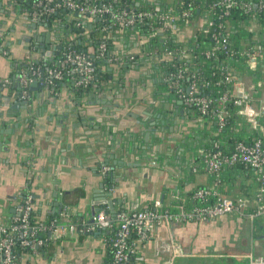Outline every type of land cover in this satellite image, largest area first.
Masks as SVG:
<instances>
[{"label": "crops", "instance_id": "crops-1", "mask_svg": "<svg viewBox=\"0 0 264 264\" xmlns=\"http://www.w3.org/2000/svg\"><path fill=\"white\" fill-rule=\"evenodd\" d=\"M3 28L0 19L7 54L14 52L0 55L4 80L13 79L21 50L17 43L12 45V35L7 37L11 28ZM145 75V67L131 75L121 70L114 75L121 82L80 99H72L66 87L54 94L46 90L42 100L37 96L25 108L9 98L6 88L0 89V224L10 222L28 198L43 233L42 243L15 264H110L117 223L55 237L52 225L65 222L58 202L61 211L68 206L70 218L84 221L106 207L116 214L148 208L155 200L175 211L189 193L212 183L203 162L190 167L197 152L186 144L192 125H183L180 115H170L172 105L162 104L167 95H154V80ZM104 164L113 174L109 183L100 170ZM151 236L136 245L125 264H164L169 253L160 245L169 238L184 252L173 264H248L249 252L264 256L262 218L251 221L234 214L213 221L180 220L157 228Z\"/></svg>", "mask_w": 264, "mask_h": 264}, {"label": "trees", "instance_id": "trees-1", "mask_svg": "<svg viewBox=\"0 0 264 264\" xmlns=\"http://www.w3.org/2000/svg\"><path fill=\"white\" fill-rule=\"evenodd\" d=\"M37 1L7 0V6L16 14H20L22 18L25 17V21H30L32 12L37 11L35 6ZM215 1L218 0H103L115 10L126 9L134 12L148 10L175 16L174 22L168 27H164L165 23L163 22L156 24L155 18L153 20L144 18L130 26H125L122 22L111 24L104 33H98L102 28V22L89 19L67 8L59 7L53 13L42 15L41 22L53 27H50V31L55 37L54 40L60 41V50L50 56L52 57L51 60L47 56H43L44 58L39 56V59H36L32 54L29 57L24 56L25 58L20 55L22 60L20 62L23 63L16 61L17 69L15 72H19L21 68L35 66L40 68L42 77H47L50 69L59 66L58 61L63 59V53L70 50L84 52L89 55L93 62V81L77 85L79 76L75 71H72L74 65L68 62L62 68L63 76L61 79H53L51 83L42 85L44 91H50L52 94L59 92L62 87H66L72 99H80L103 89L109 84L122 81L114 79V67L109 70L105 58L109 56L119 57L118 61L113 62L124 71L125 60H128L127 55L133 56L131 61H127L131 65V69L136 66L138 67L134 69L135 71L146 68L147 75L144 77L154 80L153 86H151L156 90L154 95L159 91H163L167 95V99H164L162 104L165 105L164 107L168 103L172 105V108L168 110L170 115L176 116L178 114L182 117L181 119H184L183 125L186 123L192 125L193 132L190 133L191 137L186 144L188 145L187 148L196 149L197 152L189 161L190 167L199 161L205 164L204 155L216 149L215 143L218 144L217 149L221 150L224 155H229L239 142L251 144L256 139H260L264 147V114H259L255 123L246 121L240 112L241 104L233 103V100L238 98L234 93V86L231 81L226 80L231 75L242 79L254 106L260 108L264 104V9L257 6L260 3L264 5V0H239L251 2V10L244 12L235 8L231 9L227 15L222 16L219 11L210 8ZM183 11H187L188 15L182 16ZM5 13L3 18L8 19ZM206 18L222 22L223 27L219 29L215 25L206 32ZM36 24L39 25V23ZM1 25L3 26V23ZM212 34L218 35L212 37ZM5 43L6 40L3 35L0 36V47L2 48L0 55L3 57L12 54L10 51L7 54L8 50ZM132 43H137L136 48L132 46ZM223 43L227 52L222 48ZM100 44L105 46V58L99 57L97 47ZM17 45L19 44L17 43ZM30 45L33 43H28L27 48L20 46V52L22 53L24 49L30 52ZM89 46L93 47L94 52L90 51ZM180 51L189 54V59L179 60L176 54ZM250 56H254V62ZM126 69H130V67H126ZM177 74H181V77L177 78ZM121 76L123 75L121 74ZM8 79H10L9 83L0 82V86L5 85L9 91V98L20 100V93L25 89L28 102L31 103L35 100L36 92L30 90V85L23 89L16 79L12 80L11 77ZM132 81L134 80L132 79ZM145 81L143 82L145 83ZM173 81L178 82V86L182 88L181 91L171 86ZM192 81L196 84L194 94L211 100L205 113H201L194 103L186 102L189 96L186 89ZM223 93L232 94L233 97L230 102L224 104L226 110L224 124L219 128L215 120V110L220 107L218 100ZM173 100L175 103L172 102ZM162 113L164 115L166 111L163 110ZM180 129L184 130L181 125ZM207 171L212 180L208 186L215 185L219 193L224 196L247 195L251 199L254 191L252 193L250 190H255L259 185L258 173L254 168L241 161L225 165L217 173L209 169ZM112 176V171L109 169L104 174L105 181L109 183L113 178ZM194 191L188 194L187 199L185 198L180 202L187 209L193 205L201 204V201L192 198ZM152 208L151 205L139 210L151 211ZM35 217L36 211L31 206L28 211L30 225H39L35 222ZM71 219L81 221L75 217ZM77 231L85 232L79 229ZM114 232L115 229L112 236ZM40 234L41 231H38L32 237L28 235L27 238L42 241L43 233L41 236ZM7 235L12 237L14 241L13 258L10 264H15L22 254L35 247V245L33 247L22 245V237L17 232L8 231ZM150 237H152L151 234ZM147 240L139 241L138 234L131 227L128 237L130 247L136 250V245ZM110 247L112 249L111 243ZM111 253L110 264H118L114 262L113 251ZM132 255L133 253L130 254L126 262L121 264L127 263Z\"/></svg>", "mask_w": 264, "mask_h": 264}, {"label": "built area", "instance_id": "built-area-1", "mask_svg": "<svg viewBox=\"0 0 264 264\" xmlns=\"http://www.w3.org/2000/svg\"><path fill=\"white\" fill-rule=\"evenodd\" d=\"M37 11L32 12L30 21L33 23H40L42 21V15L55 12L59 7L67 8L70 11H75L88 17L89 19L99 18L98 21L102 22V28L98 33H104L111 24L122 22L125 26L134 25L136 21H142L144 18L153 20L156 24L165 23L164 27H168L175 20V16L170 14H164L162 12H153L148 10L134 12L126 9L115 10L110 4L103 2V0H38L35 3ZM260 9H264L263 4H257ZM252 3L248 1L239 0H218L211 4V9L217 10L222 15H227L231 9H241L244 12L251 10ZM182 16H187L188 12L183 11ZM207 29L217 25L219 29L223 27L222 22L205 19ZM155 28V27H153ZM218 34H212V37H216ZM137 45V43H136ZM90 51L94 52L93 47L89 46ZM222 48L227 52L223 43ZM2 48L0 47V51ZM99 50V57L105 58V46L100 44L97 47ZM174 54V53H173ZM30 56V54H28ZM54 55V54H51ZM51 55H47L50 57ZM179 60L189 59V54L180 51L177 54ZM255 55V53H252ZM109 56V55H107ZM52 59V57H51ZM105 62L108 66L115 65L113 61H118L119 57H107ZM127 61H131L133 56L127 55ZM250 59L254 62V56H250ZM59 66L48 71L47 77H42L40 68L30 66L29 68H21L19 72L15 73V79L24 88L31 85L33 81L43 78L39 82L40 85L51 83L53 79H61L63 76L62 68L65 63L71 62L74 66L72 71H75L79 80L76 82L79 84H86L89 81H93V62L89 55L84 52L76 50H70L63 53V59L59 60ZM254 65V64H253ZM181 77V74H177V78ZM12 79V80H15ZM226 80L231 81L234 86V93L237 95V99L233 100L235 104H241V114L249 123H255L256 117L259 114H264V104L260 108H256L252 103V99L247 92L245 82L237 78L234 75L228 76ZM0 82L9 83L10 79H1ZM171 86L181 91V87L178 86L177 81H173ZM188 98L187 103H194L201 113H205L208 109V105L211 100L195 95L196 84L192 81L187 86ZM20 96L22 99H27L25 89L21 91ZM232 94L223 93L220 97V107L215 110L216 123L221 128L224 124V117L226 110L224 104L231 101ZM264 101V99H263ZM214 151L206 153L204 155V162L206 167L215 173H217L225 165L233 164L237 161H241L254 168L258 173L257 180L259 185L255 188L254 194L250 199L247 195H238L235 197L224 196L219 193L216 186H204L197 188L192 194V198L201 201L199 205H193L189 209L185 205L179 204L175 211L163 208L162 203L159 200H155L152 204L153 208L149 210H135L124 209L116 214L109 212L108 208L99 210L90 221L81 220L80 222L70 218L69 209L64 207L61 211V215L65 219V222L55 223L52 225L54 236H60L64 232H73L83 230L85 232H94L99 229L110 228L112 223L116 222L114 235L112 236L110 243L113 251V259L116 263L126 262L129 259L130 254L134 253V249L128 245V237L130 236L131 227L139 236V241H143L149 238V235L159 227L168 226L171 222H177L180 220L186 221H213L224 215H237L246 217L249 220L262 218L264 219V147L260 139H256L251 144L237 143L235 149L229 154L224 155L221 150L217 149L218 144L215 143ZM102 174H105L109 170L107 165H102L100 168ZM31 208L30 199H25L23 203L17 208V213L13 219L6 223L0 224V264H10L13 258V244L12 237L7 235L8 231L17 232L21 238L22 245H28L33 247L34 245L41 244V240H29L27 236H33L36 232L42 230L40 225H30L28 220V211ZM13 222V223H12ZM15 222V224H14ZM160 249L169 253V257L165 260L164 264H173V259L177 256L184 254L181 246L169 238L163 241L160 245ZM248 264H264V256L256 255L254 252H249L247 255Z\"/></svg>", "mask_w": 264, "mask_h": 264}, {"label": "flooded vegetation", "instance_id": "flooded-vegetation-1", "mask_svg": "<svg viewBox=\"0 0 264 264\" xmlns=\"http://www.w3.org/2000/svg\"><path fill=\"white\" fill-rule=\"evenodd\" d=\"M0 3H1L0 4V12H1L0 19L3 22H5V28H3L4 29L3 31L7 32L8 27L11 28V32L7 33V37L9 36V39H10L11 38L10 35H12V37H13L11 39V40H13L12 45L16 46V43H18L19 45H17V46H21V47L23 46V47L27 48L28 43H30V42L33 43V45H30V48H29L30 52H27L28 50L24 49V51L22 53L19 52V55H21L23 57L24 56L27 57L26 55L32 54V56H34L36 59H39V56L44 58L43 56L55 54L60 50L59 49L60 48V41L54 40L55 37L51 34L52 32L50 31L51 26H48L47 23H44V22H40L38 25L36 23H33L32 21H25L24 20L25 17L22 18L20 14H18V13L16 14L15 11H13L12 9H9L7 4H4L3 0H0ZM4 13L7 15L8 19L3 18ZM11 20H12V22H11ZM10 23H12V26H9ZM51 28H53V27H51ZM15 32L18 34H15ZM48 33H49V38L47 37ZM47 38L49 40H47ZM22 39H23V41H22ZM26 42H28V43H26ZM11 52H12V54L14 53L12 50H11ZM49 59L51 60V57H49ZM21 63H23V62H21ZM125 66L127 68L130 67V69H126V67L124 68V72L129 74V75H131V73H133L135 71L134 69L138 67V66L132 67L134 69H131V65L127 62V60H125ZM113 67L115 68L113 70L114 75H118L119 72L121 71L120 67L118 68L116 65H113ZM19 99L20 100L17 101V99L15 98L16 102L19 103V105L23 100L27 101V99H22L21 96H19ZM29 103L30 102H28V104ZM176 116L178 117V114Z\"/></svg>", "mask_w": 264, "mask_h": 264}, {"label": "water", "instance_id": "water-1", "mask_svg": "<svg viewBox=\"0 0 264 264\" xmlns=\"http://www.w3.org/2000/svg\"><path fill=\"white\" fill-rule=\"evenodd\" d=\"M94 20L95 21H98L99 20V18L97 17V18H94ZM47 37L49 38V33H48V35H47ZM47 38V40H49ZM28 40V39H27ZM27 57H29V55H26ZM13 79L15 78V74L13 75V77H12ZM42 79L43 78H39L38 80H36V81H33L32 83H31V85H30V90H32V91H35L36 92V96H38V98L40 99V100H42L43 99V94H44V90L42 89V85H40L39 84V82L40 81H42ZM45 85V84H44ZM3 88H5V85H2V86H0V89H2L3 90ZM5 97V96H4ZM173 103L175 102V101H172ZM22 107H26L27 106V104H28V100L26 101V100H23L22 102ZM18 105L17 106H19V103H17ZM16 106V107H17ZM177 106V105H176ZM7 116L8 117H11L12 115L11 114H7ZM164 121H165V119H162V121H161V123H164ZM104 176V175H103ZM57 205H58V213H60L61 212V208H62V205H61V203H57ZM111 212L112 213H114V211H113V209H112V207H111ZM118 264H121V263H118Z\"/></svg>", "mask_w": 264, "mask_h": 264}]
</instances>
